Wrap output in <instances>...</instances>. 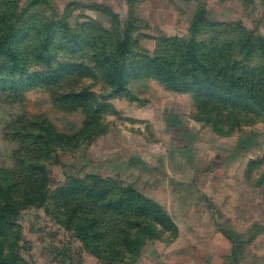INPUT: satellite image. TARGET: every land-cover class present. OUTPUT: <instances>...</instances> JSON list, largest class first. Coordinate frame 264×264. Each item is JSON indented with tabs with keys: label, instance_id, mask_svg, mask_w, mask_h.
I'll list each match as a JSON object with an SVG mask.
<instances>
[{
	"label": "rangeland",
	"instance_id": "374dc122",
	"mask_svg": "<svg viewBox=\"0 0 264 264\" xmlns=\"http://www.w3.org/2000/svg\"><path fill=\"white\" fill-rule=\"evenodd\" d=\"M132 20L127 63L195 36L264 72V0H0V264H264V109L203 80L115 88L99 64Z\"/></svg>",
	"mask_w": 264,
	"mask_h": 264
},
{
	"label": "trees",
	"instance_id": "16d2710c",
	"mask_svg": "<svg viewBox=\"0 0 264 264\" xmlns=\"http://www.w3.org/2000/svg\"><path fill=\"white\" fill-rule=\"evenodd\" d=\"M43 0H30V4H39ZM136 21L132 20L129 27H124L123 40H120L116 46L111 44V53L105 54L104 59L100 61V69H103L106 78L117 89L125 88L128 83V77L139 79L143 74H153L166 82L177 83L183 85L187 83L205 81L207 86L218 90L220 92L230 93V95H237V93L248 97L256 102L262 109H264V72H252L249 68L244 66L239 61L232 63L221 55L217 50H209L206 54H202L198 50L197 39L194 36L189 41L184 42L180 39H173L170 42L173 46L171 51H164L160 55H155L153 58H147L145 61H137L140 57H135L134 63H127L128 60H122V56L128 52V45L131 40V34L128 29L133 27ZM205 24L204 13H201L192 27L196 33L199 28ZM45 28V27H44ZM47 28V27H46ZM14 28H11L13 31ZM47 33V32H46ZM259 50L261 51L262 58L264 59V41L259 43ZM115 52V53H114ZM202 54V55H201ZM137 61V62H135ZM79 67V65L74 68ZM102 134L99 133V135ZM96 136V135H95ZM94 136L88 138L91 141ZM43 178V177H42ZM94 180L96 185L103 184L104 180L99 177L88 176L85 180ZM72 182H75L72 179ZM136 196L140 197L138 193ZM152 209H155L156 204L149 200H145ZM155 205V206H154ZM154 206V207H153ZM7 211V214L14 213L15 210L8 204L3 206L2 211ZM0 211V216H3ZM162 217L169 219L164 212H161ZM6 214V215H7ZM84 220V219H83ZM95 222V218H91ZM90 220H84L79 223L78 233L79 237L85 234L87 223ZM85 242L94 241L88 234L83 237ZM113 255H118L117 251Z\"/></svg>",
	"mask_w": 264,
	"mask_h": 264
},
{
	"label": "crops",
	"instance_id": "0c3cea01",
	"mask_svg": "<svg viewBox=\"0 0 264 264\" xmlns=\"http://www.w3.org/2000/svg\"><path fill=\"white\" fill-rule=\"evenodd\" d=\"M93 144H95V142H94ZM93 144H92V145H93ZM86 176L99 177V178H101V179H106V178H109V177H110V176L105 177V176H103V175H101V174H99V173H90V174H88V175H86ZM147 197H148V200H149V201H151V202H153L154 204H156V205H158V206L164 208V211H165L167 217H168V218L174 223V225H176V227H177L178 230H179V235H180L181 231H180L179 225H178L177 222L175 221L173 215H172L168 210H166L165 207H164L163 205H161V203H160L159 201H157L156 199H154V198H152V197H149V196H147ZM217 230H218V232H219V233H220V234L226 239V241L231 245V251H230V253L227 254V255L225 256V259H230V257H232V254H234V251L236 250V249H235V242H236V239H237V235L234 234V233H233V230L231 231V230L226 226V224H224V223H220V222L217 223Z\"/></svg>",
	"mask_w": 264,
	"mask_h": 264
}]
</instances>
